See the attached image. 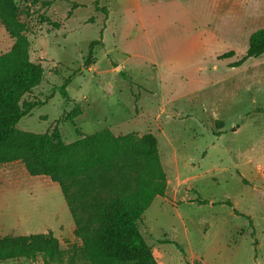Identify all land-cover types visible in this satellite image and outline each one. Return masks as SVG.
Wrapping results in <instances>:
<instances>
[{"label":"rangeland","instance_id":"rangeland-1","mask_svg":"<svg viewBox=\"0 0 264 264\" xmlns=\"http://www.w3.org/2000/svg\"><path fill=\"white\" fill-rule=\"evenodd\" d=\"M42 1L16 0L30 58L44 70L25 97L44 104L17 126H57L66 143L105 128L152 133L168 188L142 217L146 240L180 246L165 245L168 264L192 254L201 257L194 264H264V54L229 66L264 27V0H98L106 20L95 0ZM104 22L103 44L85 68ZM12 44L0 23V54ZM69 76L64 100L58 87ZM75 103L80 115L65 120ZM73 230L56 181L29 175L20 161L0 164V236L50 232L66 250L80 244Z\"/></svg>","mask_w":264,"mask_h":264},{"label":"trees","instance_id":"trees-1","mask_svg":"<svg viewBox=\"0 0 264 264\" xmlns=\"http://www.w3.org/2000/svg\"><path fill=\"white\" fill-rule=\"evenodd\" d=\"M54 1L43 0L42 7ZM94 9L107 19V6L95 0ZM0 23L13 39L11 48L0 54V164L20 161L29 175L56 181L74 220V236L80 241L63 250L50 232L0 236V262L40 256L43 264H158L140 231L145 211L155 197L165 195L167 187L156 137L150 132L116 135L105 128L66 143L57 126L45 132L20 129L19 120L44 104L25 98L41 83L44 70L30 58L27 29L16 0H0ZM105 27L104 22L100 37L88 45L85 68L91 65L94 47L103 44ZM263 54L264 27H260L249 35L245 53L229 66L239 67ZM232 55L230 50L220 57ZM70 77L58 87L64 100H69ZM257 111L264 112V108ZM80 113L75 103L65 120ZM157 242L180 248L167 237Z\"/></svg>","mask_w":264,"mask_h":264},{"label":"crops","instance_id":"crops-1","mask_svg":"<svg viewBox=\"0 0 264 264\" xmlns=\"http://www.w3.org/2000/svg\"><path fill=\"white\" fill-rule=\"evenodd\" d=\"M106 28V27H105ZM104 28V29H105ZM103 29V30H104ZM168 188V182H167V187H166V190ZM163 197V196H162ZM205 203H198V205H201V204H206L208 203V201H204ZM212 205H215V204H218V203H213L211 202ZM227 206H231V204H226V203H223ZM173 240V239H172ZM150 246H151V249H152V253H153V256L155 257L156 261L158 264H168L167 263V259H166V249L167 247L165 245H168V243H158V242H154V241H148ZM175 242V241H174ZM201 260V257H197V255L195 254H192V257L191 259H186L185 260V264H194V260ZM184 261V260H183ZM200 264V263H199Z\"/></svg>","mask_w":264,"mask_h":264}]
</instances>
